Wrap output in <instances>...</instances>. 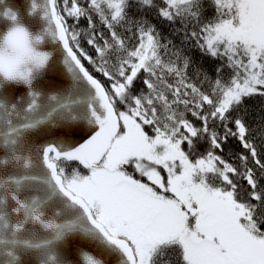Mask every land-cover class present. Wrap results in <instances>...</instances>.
I'll use <instances>...</instances> for the list:
<instances>
[{
    "label": "snow or ice",
    "instance_id": "snow-or-ice-1",
    "mask_svg": "<svg viewBox=\"0 0 264 264\" xmlns=\"http://www.w3.org/2000/svg\"><path fill=\"white\" fill-rule=\"evenodd\" d=\"M0 21V264H264V0Z\"/></svg>",
    "mask_w": 264,
    "mask_h": 264
},
{
    "label": "water",
    "instance_id": "water-1",
    "mask_svg": "<svg viewBox=\"0 0 264 264\" xmlns=\"http://www.w3.org/2000/svg\"><path fill=\"white\" fill-rule=\"evenodd\" d=\"M7 6L12 7L14 10H17L20 12V14L23 16L24 15V9H25V3L26 0H6ZM6 27L5 22L0 21V30H4ZM45 50H52L51 47H46ZM48 77H56L57 80H64L65 77L62 72V65H56V67L53 69L52 72L48 74ZM49 79H45V83H48Z\"/></svg>",
    "mask_w": 264,
    "mask_h": 264
},
{
    "label": "trees",
    "instance_id": "trees-1",
    "mask_svg": "<svg viewBox=\"0 0 264 264\" xmlns=\"http://www.w3.org/2000/svg\"><path fill=\"white\" fill-rule=\"evenodd\" d=\"M81 27H83V23L81 24ZM192 55L194 56V58H195L197 61L200 60V54H199L198 52L193 51V52H192ZM206 66H207V65H206ZM97 75H98V74H97ZM250 104H251V105H255V104H257V101H252V102H250Z\"/></svg>",
    "mask_w": 264,
    "mask_h": 264
}]
</instances>
